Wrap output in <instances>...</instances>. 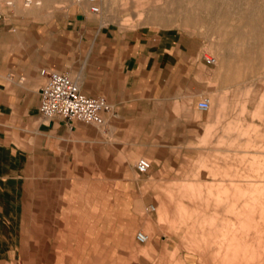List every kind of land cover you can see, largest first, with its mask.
<instances>
[{"label": "crops", "instance_id": "obj_1", "mask_svg": "<svg viewBox=\"0 0 264 264\" xmlns=\"http://www.w3.org/2000/svg\"><path fill=\"white\" fill-rule=\"evenodd\" d=\"M183 58L170 30L0 6V261L134 263L146 200L136 163H170L173 129L187 118L175 114L171 77ZM51 69L107 98L103 126L40 113Z\"/></svg>", "mask_w": 264, "mask_h": 264}, {"label": "rangeland", "instance_id": "obj_2", "mask_svg": "<svg viewBox=\"0 0 264 264\" xmlns=\"http://www.w3.org/2000/svg\"><path fill=\"white\" fill-rule=\"evenodd\" d=\"M28 2L0 6L39 19L84 12L123 30H170L183 41L181 71L171 77L175 114L187 118L173 129L170 163L140 156L154 166L135 172L146 193L139 231L149 238L137 244L134 263L264 264V0H97L98 13L91 0ZM0 264L43 263L24 254Z\"/></svg>", "mask_w": 264, "mask_h": 264}, {"label": "built area", "instance_id": "obj_3", "mask_svg": "<svg viewBox=\"0 0 264 264\" xmlns=\"http://www.w3.org/2000/svg\"><path fill=\"white\" fill-rule=\"evenodd\" d=\"M91 11L98 13L100 7L95 5L97 0H91ZM208 64H215L214 58H206ZM47 81L41 90L40 113L46 118L60 117L71 123L79 121L84 124L103 126L106 123L107 115L112 112V105L105 96H90L83 93L77 82L63 71L43 70ZM198 108L202 112L210 109L208 99L201 100ZM152 168V162L145 157L140 158L136 163V170L139 174H147ZM149 211H156V206L151 205ZM137 240L146 243L148 236L143 231L137 233Z\"/></svg>", "mask_w": 264, "mask_h": 264}, {"label": "bare ground", "instance_id": "obj_4", "mask_svg": "<svg viewBox=\"0 0 264 264\" xmlns=\"http://www.w3.org/2000/svg\"><path fill=\"white\" fill-rule=\"evenodd\" d=\"M29 2H32L33 3V0H28ZM28 2V3H29ZM37 5H40L41 3H40V1H38L37 3H36ZM30 4H27V6H29ZM209 102H211L210 100H209ZM148 236V235H147ZM149 238V237H148Z\"/></svg>", "mask_w": 264, "mask_h": 264}]
</instances>
